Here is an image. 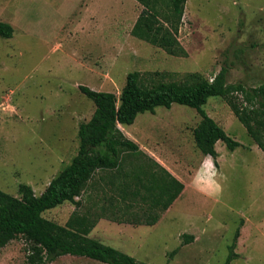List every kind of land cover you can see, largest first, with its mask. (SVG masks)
<instances>
[{
  "label": "rangeland",
  "instance_id": "obj_1",
  "mask_svg": "<svg viewBox=\"0 0 264 264\" xmlns=\"http://www.w3.org/2000/svg\"><path fill=\"white\" fill-rule=\"evenodd\" d=\"M143 8L138 0H0V20L13 27L12 37H0L1 190L18 196L25 183L39 195L76 154L78 125L95 108L79 85L119 96L131 71L151 85L194 73L211 80L224 65L227 83L264 82V0H186L175 33L185 56L131 34ZM157 9L169 26L163 17L169 1L158 0ZM209 103L218 123L231 111L221 97H209L203 108ZM155 110L168 112V119H200L177 103ZM227 133L241 148L230 152L221 142L219 189L203 180L206 197L184 199L176 220L137 230L129 240L136 248L122 244L137 250L121 251L147 264H226L228 246L246 220L245 242L229 264H264V153L237 119ZM74 208L64 202L43 216L64 224ZM27 247L21 236L12 239L0 247V264H27ZM49 264L105 263L62 255Z\"/></svg>",
  "mask_w": 264,
  "mask_h": 264
},
{
  "label": "trees",
  "instance_id": "obj_2",
  "mask_svg": "<svg viewBox=\"0 0 264 264\" xmlns=\"http://www.w3.org/2000/svg\"><path fill=\"white\" fill-rule=\"evenodd\" d=\"M138 1L144 8L134 22L131 34L170 55L185 56L186 51L175 33L186 0H168L169 11L163 17L169 26L159 20L158 0ZM12 35V25L0 20V37ZM228 69V65L222 66L211 80L194 73L182 81L158 80L151 85L144 84L140 72L131 71L125 77L119 96L79 85V91L94 103L95 108L91 117L78 125L77 152L39 195L25 183L18 185V196L0 189V247L21 236L28 244L27 264H49L62 255L85 256L105 264H147L89 237L95 221L77 210L80 203L74 198L81 195L96 169L120 166L127 152L141 153L137 144L122 133L119 124L130 125L138 113H153L158 106L170 108L177 103L196 110L200 120L193 129L195 146L203 154L210 155L217 166L216 141H222L229 150L240 146L203 108L209 97H221L264 153V82L257 87L242 82L227 83ZM171 179L176 188L162 204V210L168 208L183 188L181 183ZM66 201L74 203L76 209L64 224L43 216L46 210ZM158 217L148 224L155 223ZM238 235L237 229L228 246L226 264L237 256L234 248ZM187 238L194 239L193 235Z\"/></svg>",
  "mask_w": 264,
  "mask_h": 264
},
{
  "label": "crops",
  "instance_id": "obj_3",
  "mask_svg": "<svg viewBox=\"0 0 264 264\" xmlns=\"http://www.w3.org/2000/svg\"><path fill=\"white\" fill-rule=\"evenodd\" d=\"M213 109L215 107L209 103L208 109L204 110L216 121ZM168 116V112L157 115L156 110L153 113L145 111L138 113L132 124H119L122 133L137 144L141 153L127 152L120 166L96 169L81 195L74 198L77 202L81 199L82 204L79 202L77 210L83 205L78 211L95 221L94 227L88 234L89 237L105 245L115 246L118 250L135 252L137 249L132 251L122 247V244L127 248H136L137 245L129 240L137 230L155 229L165 222L176 220L185 203L183 200L191 199L195 196L194 193L206 197L193 187L198 170L200 180L217 189L216 184L210 179L211 170L204 163L210 155L203 154L195 146L193 139V129L200 119L196 116L194 119L196 123H188L185 118L173 120L168 119ZM235 122L236 117L230 111L223 115L221 123H217L227 133L228 128H231ZM221 142L218 140L215 143L218 154L215 167L218 171L221 163L219 150ZM255 146L259 149L256 143ZM238 148L241 146L230 152ZM249 148L253 149L254 146ZM171 178L181 183L183 188L168 208L162 210V204L176 188ZM72 204L75 206L74 203ZM157 215L159 217L156 222L148 224ZM245 224L246 220L238 228V241L236 240L238 247L243 246L245 242ZM235 253L239 255V248Z\"/></svg>",
  "mask_w": 264,
  "mask_h": 264
},
{
  "label": "clouds",
  "instance_id": "obj_4",
  "mask_svg": "<svg viewBox=\"0 0 264 264\" xmlns=\"http://www.w3.org/2000/svg\"><path fill=\"white\" fill-rule=\"evenodd\" d=\"M208 166V169L211 170V176H210V179L212 180V182L214 184H216L217 186V189H219V184L217 183V176L220 175L218 170H216V167H215V162L214 160L212 159L211 156H208L205 160V162ZM194 186H196L197 190H202L203 188V182L200 180V177H199V170H198V173H197V176L194 178Z\"/></svg>",
  "mask_w": 264,
  "mask_h": 264
},
{
  "label": "built area",
  "instance_id": "obj_5",
  "mask_svg": "<svg viewBox=\"0 0 264 264\" xmlns=\"http://www.w3.org/2000/svg\"><path fill=\"white\" fill-rule=\"evenodd\" d=\"M76 198H78V197L76 196Z\"/></svg>",
  "mask_w": 264,
  "mask_h": 264
}]
</instances>
